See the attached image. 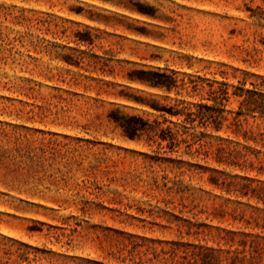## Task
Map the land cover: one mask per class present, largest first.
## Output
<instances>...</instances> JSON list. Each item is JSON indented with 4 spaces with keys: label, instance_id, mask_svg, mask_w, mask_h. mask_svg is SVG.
I'll return each mask as SVG.
<instances>
[{
    "label": "rangeland",
    "instance_id": "rangeland-1",
    "mask_svg": "<svg viewBox=\"0 0 264 264\" xmlns=\"http://www.w3.org/2000/svg\"><path fill=\"white\" fill-rule=\"evenodd\" d=\"M159 71L179 87L143 82ZM242 84L264 93V0H0V264H264V119L236 131ZM220 85L222 131L189 129L208 157L120 125L177 129L157 109Z\"/></svg>",
    "mask_w": 264,
    "mask_h": 264
},
{
    "label": "trees",
    "instance_id": "trees-1",
    "mask_svg": "<svg viewBox=\"0 0 264 264\" xmlns=\"http://www.w3.org/2000/svg\"><path fill=\"white\" fill-rule=\"evenodd\" d=\"M145 79L144 83L150 87L161 89L167 93H171L174 89L179 87L178 80L175 75H170L165 72H146L144 73ZM201 82L204 81L201 79ZM187 84H190V88L193 91L202 87L200 81H193L189 79V83H185V80H182L181 87H186ZM242 87L238 88L237 91L233 93L234 96L242 99L240 102L239 111L234 117V126L236 131H240L242 128V122L247 121V117H252L254 119L260 118L264 119V93L263 90L258 89L256 86L253 90H245ZM212 87V86H211ZM209 101H212V105L205 103H200L196 106V111L193 112L187 107L178 109V107L171 109H157L159 112H167L171 117H175L180 120L181 127L173 129L170 126L164 128L161 123L157 122L156 126L144 122L141 119L126 118L125 121L120 122V125L125 133V135L131 139H140L145 133H152L151 139L159 147L167 149L168 152L173 153L177 152L176 150L181 146H184L186 149H191L195 146V151L199 155L204 151L205 156L208 157V151L205 150L207 145L202 143L200 136L195 134H189V129L193 128H203L207 130L208 128H213L217 133L221 132L224 126V122L227 121L222 115L224 113L225 102L229 100L228 89L221 88V85L217 89H211L209 92ZM136 121V122H133ZM138 121V122H137ZM198 125L196 126V123ZM230 128V127H229ZM241 132V131H240ZM252 134L251 131H244L243 136L245 141L251 140L248 135ZM204 135V133H201ZM252 140H256L253 138ZM218 155L215 161L218 164H221V148H217Z\"/></svg>",
    "mask_w": 264,
    "mask_h": 264
}]
</instances>
